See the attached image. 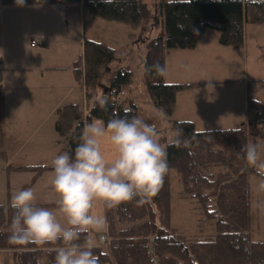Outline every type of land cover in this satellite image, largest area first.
Here are the masks:
<instances>
[{"label":"trees","instance_id":"16d2710c","mask_svg":"<svg viewBox=\"0 0 264 264\" xmlns=\"http://www.w3.org/2000/svg\"><path fill=\"white\" fill-rule=\"evenodd\" d=\"M77 4L84 11L105 20L122 23L132 30L142 20L141 0H24L22 6ZM1 6H20L16 0H0ZM157 13L163 26V35L146 40L143 57V83L153 106L163 109L171 117L176 95L200 84L165 82L153 71L145 75L144 67L156 62L164 65L166 49H192L206 29L218 32L219 44L239 49L243 46L245 24L264 23V0H160ZM129 37H133L130 34ZM140 41V40H139ZM137 44V43H136ZM116 59V51L104 43L84 39L81 56L73 63L71 72L76 83L83 87L84 106L67 103L56 110L54 129L66 140V152L71 153L79 142L86 122L101 119L107 122L114 114L135 115L137 107L114 105L110 97L131 84L132 72L127 68L112 71L107 85L102 87L103 70ZM99 91V93H98ZM99 94V96H98ZM107 98V106L93 107L94 98ZM5 94L0 88V157L2 150ZM248 107L259 115L264 104L248 99ZM180 129L179 146L167 147L168 172L176 171L182 190L180 196L194 200L203 222H214L215 233L204 238H186L169 226L168 172L160 191L150 202L136 200L114 208L104 206L107 220L112 214L119 224L118 231H108L107 241L93 249L97 264H264V241H251L249 230L248 174L257 173L247 164L241 151L243 146L257 144L264 132L254 121L238 128L196 130L190 121L172 122ZM15 171H27L33 179L52 171L49 165H20ZM258 174V173H257ZM264 178V177H263ZM41 206L40 204H38ZM14 210L10 202L0 203V251L9 253V264H40L43 253L58 245L39 247L33 244L9 243V225Z\"/></svg>","mask_w":264,"mask_h":264},{"label":"rangeland","instance_id":"374dc122","mask_svg":"<svg viewBox=\"0 0 264 264\" xmlns=\"http://www.w3.org/2000/svg\"><path fill=\"white\" fill-rule=\"evenodd\" d=\"M159 1L141 0L143 16L140 26L135 30L122 23L105 21L92 14L82 13L77 4H70L66 7L62 5L43 6L44 13L39 18L38 26L24 29V34L16 35L20 49L19 58L13 62L8 60L12 65H15L13 67H17L15 73L10 75V80L14 76L17 78V83L8 87L5 97L4 131L6 141L2 150L6 157L5 159L0 157V203L10 202L11 197L18 191L32 188L36 192V202L42 207L55 206L53 202L56 200V196L53 192H49L51 191L49 186L51 171L43 172L37 179H33L31 172L15 171L12 167L20 165L50 166L52 159L57 154L66 152V140L55 133L52 125L53 107L51 108V106L64 101H74L79 106H84L81 87L77 85L78 83L73 82L70 73L73 63L81 56L83 39H93L115 49L116 59L111 62L109 67L112 69L127 68L132 72V82L124 90L127 100L124 106L128 107L130 101H133L138 108L135 115L144 118L148 123L155 124L160 132L161 142L169 143L170 136L175 132L172 125L173 120L168 116L164 121L155 118L157 109L147 95L142 77V61L146 51V42L164 34L162 22L157 13ZM243 33L247 40L253 39L255 35L263 38L264 23L245 24ZM9 34L11 35V33ZM130 34H133V37H129ZM46 38L49 45L43 47L41 43ZM141 38L147 41L145 42ZM31 40L38 44L34 49L29 47ZM133 42L137 44L134 45ZM243 50L234 51L237 52L234 53L237 59L232 63L236 68L233 72L224 74L223 77L242 79L244 83H221L211 88V94L217 102L216 110L225 109L229 104L236 108L242 107L241 110H238V119L231 122V127H239L242 123L247 124L256 118L253 112L245 113L243 111L244 100L239 94L243 93L246 100L250 98L264 104V81H252L264 79V57L260 55L261 51H255L254 58L249 56L246 61L248 74L245 76ZM5 51L7 52V50ZM225 52L224 57L227 59L230 55L227 51ZM33 54H38L42 61L45 60L43 63L45 66L42 67L47 68L44 74L48 80L36 83L35 71L24 72L23 67H36L30 61ZM7 56L9 57L8 52ZM103 71L100 84H107L112 73L105 69ZM165 82L167 81L165 80ZM260 113L261 121L257 126L264 132V113ZM208 127L211 126H197L196 130L210 129ZM218 129L226 128L220 126ZM257 144L264 145V137L258 138ZM103 150L107 154L111 153L107 143L103 145ZM262 159H264V154H262ZM247 179L251 214L249 238L255 242L264 241V191L259 190V184L264 178L257 173H250ZM168 182L169 226L186 238H204L213 235L215 233L214 222L201 221L202 215L197 203L192 199L180 196L182 185L178 174L173 169L168 172ZM95 211L105 216L103 205H98ZM107 223L108 228L104 232L106 235L110 229L118 231L127 226L119 224L113 214ZM96 235H94L95 240ZM40 264H55V255L43 253Z\"/></svg>","mask_w":264,"mask_h":264},{"label":"clouds","instance_id":"9594fccd","mask_svg":"<svg viewBox=\"0 0 264 264\" xmlns=\"http://www.w3.org/2000/svg\"><path fill=\"white\" fill-rule=\"evenodd\" d=\"M23 2L16 0L20 6ZM3 55L0 49V58ZM183 67L190 70L187 65ZM153 71L160 77L168 75L159 62L144 67L145 75ZM107 103V98L96 97L93 107L98 104L106 109ZM155 118L164 121L166 113L159 109ZM181 135L177 129L168 144L162 143L157 126L137 115L114 114L107 122H86L75 149L57 154L51 161L49 186L56 196L55 206H39L32 188L11 197L14 215L9 243L58 245L49 249L55 252V264H97L94 235L105 232L108 223L96 207L114 208L133 200L138 204L150 202L168 172L167 147L179 146ZM105 143L110 146V154L103 150ZM241 151L247 164L264 177V145L248 143ZM259 190L264 191V180Z\"/></svg>","mask_w":264,"mask_h":264},{"label":"crops","instance_id":"0c3cea01","mask_svg":"<svg viewBox=\"0 0 264 264\" xmlns=\"http://www.w3.org/2000/svg\"><path fill=\"white\" fill-rule=\"evenodd\" d=\"M244 1H258V0H244ZM78 6L81 8L82 13L84 12L89 13L87 11H84L80 5ZM42 7L43 6H36V5H30V6L0 5V48L4 52L3 57L0 58V88L3 90L5 97H6V90L8 89V87L10 85L12 86L17 83V78H15L14 76L10 80V75H13V73H15L14 71L17 70V67H13L15 65H12V63L8 61L9 59L12 62L17 61L19 58L20 49H19V42H17L16 40V35L24 34L25 33L24 29L26 30L28 28H32L35 25L38 26L40 20L39 18L41 17L42 13H44ZM9 33H11V35ZM218 36L219 34L215 30L206 29L199 37L196 45L192 49H166L164 54V66L168 70V75L166 78L164 77V80H166L168 83H174L175 81L181 83L200 84L195 88L180 92L176 95L175 108L171 116V119L174 121L176 120V121L192 122L195 129L197 126H211L208 127L210 129H218L220 128V126H224V128L226 129L238 128V127H231L230 124L233 120L238 119V115H239L238 110H241L242 107L238 106L236 108V107H232L231 104H229V106L225 109L216 110L217 102L214 96H212L211 94L212 91L211 88L212 86L221 83H238V82L241 84L244 83L242 79H229L230 77H223L224 74L233 72V70L236 68L235 65L232 63L235 59H237V57L234 55V53L237 52L234 51H237L239 49H244L243 55L245 58V65L243 72L245 76H247L248 74V67L246 64L247 58L249 56L254 58L255 51H261L260 55L264 57V37L263 38L260 36L256 37L255 35L253 39L247 40L245 33H243V37H244L243 46L239 49H233L219 44ZM133 44L136 45V42L135 43L133 42ZM48 45H49V41L46 38V40L43 41V43H41V46L47 47ZM29 47L31 49H34L37 46L35 47L29 46ZM5 50H7L9 57L7 56V52ZM225 51H227L228 54L230 55V57L227 59L224 57L226 53ZM30 61L36 67H28V66L23 67L24 72L31 70L33 72L35 71L34 75H36V80H35L36 83H39L40 81H45V79L48 80V78H45V74H44L45 73L44 71L47 68L42 67L45 66L43 64L45 60L42 61L40 57H38V54H33L30 57ZM183 65L189 66L190 70L186 71ZM114 70L115 69L110 68V72ZM70 73L73 82L77 84L73 79L71 70ZM252 81H264V79H254ZM105 85L107 84H102V87H104ZM80 87L82 93H84L83 87L81 85ZM239 96H241V98L244 100L243 111H245V113L251 111L256 115V111L248 107L249 98H247L246 100V97L243 96V93L239 94ZM83 101H84V94H83ZM67 103L77 104L74 101H64L62 103H55L53 106H51V108L53 107L52 108L53 126L56 119V110L62 105ZM129 104L135 105L133 101H130ZM4 106H5V101H4ZM261 112L264 113V108ZM263 122H264V114H263ZM4 124H5V118L3 122V131H4ZM244 124L246 123H242L241 125ZM205 130H209V129H205ZM5 141H6V135L4 131L2 147L4 146ZM49 192H52V190ZM99 234H105V233L102 232ZM0 264H9V253L7 251H3V250L0 251Z\"/></svg>","mask_w":264,"mask_h":264},{"label":"built area","instance_id":"2783aa9c","mask_svg":"<svg viewBox=\"0 0 264 264\" xmlns=\"http://www.w3.org/2000/svg\"><path fill=\"white\" fill-rule=\"evenodd\" d=\"M37 42H35L34 40L30 41V46L31 47H35L37 46ZM110 101L114 104V105H123L126 101L125 98V93H124V89H120L118 92H116L115 94H113L110 97ZM261 121V115H257L254 122L255 123H259ZM96 241L98 245H104L107 241V236L105 234H98L96 236Z\"/></svg>","mask_w":264,"mask_h":264}]
</instances>
